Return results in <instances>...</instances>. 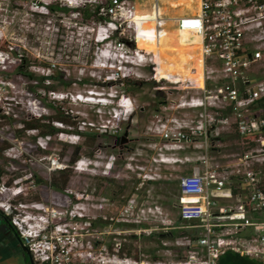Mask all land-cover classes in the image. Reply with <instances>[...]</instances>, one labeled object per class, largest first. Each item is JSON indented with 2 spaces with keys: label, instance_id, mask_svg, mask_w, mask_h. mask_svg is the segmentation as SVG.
<instances>
[{
  "label": "rangeland",
  "instance_id": "374dc122",
  "mask_svg": "<svg viewBox=\"0 0 264 264\" xmlns=\"http://www.w3.org/2000/svg\"><path fill=\"white\" fill-rule=\"evenodd\" d=\"M133 1L136 16L151 20V0ZM6 3L7 0L0 6V184L18 192L10 196V203L23 215L43 217L51 211L63 213L66 218L71 211L82 215L76 222L81 229L80 251H90L95 261L112 255L145 264L185 259L191 252L183 246L188 241L187 231L192 229L179 219L176 202L179 178L189 173L190 165L175 162L182 160L185 152H159L162 142L153 129L156 115L161 119H181L192 118L195 113L190 111L187 116L188 111L183 109L166 111L161 107L153 112L157 102L154 92L167 84L147 82L151 77L144 68L122 60L117 63L118 59L112 57L117 44L148 31L145 42L149 44L141 40L138 43L141 50L150 48L145 52L152 61L155 47L151 45L157 43L150 36L152 24L124 27L117 33L105 34L109 38L104 39L102 24L92 17L90 8L78 9V13L66 8L65 12L42 17L30 12L29 0H17L14 8H7ZM186 4L161 0L160 8L171 19L197 10L196 2L186 0ZM40 7L37 4L36 11ZM164 30L158 55L165 66L160 67V72L170 76L173 73L169 67L184 56H192L195 47H184L190 42L188 35H179L170 21ZM167 51L170 54L165 57ZM183 68L180 74L190 75L188 68ZM117 69L121 70L115 77ZM140 74L143 78H137ZM187 86V98L194 96L197 85L191 82ZM121 98L126 100L123 108L116 106ZM34 121L59 131L44 137L39 130L24 128L25 123ZM231 124L229 119L228 124L219 127L223 133L215 155L221 168L231 167L246 150L256 148L254 144H241ZM102 126H106V133L100 132ZM157 155H162L164 161L154 162ZM52 158L68 171L62 192L47 187L53 181L61 186L63 181L60 170H49ZM78 161L83 164L77 170ZM137 173L152 180L140 183ZM35 176L43 183L37 184ZM261 187L264 189V175ZM128 204L136 211H145L139 223H123ZM168 232L174 237L158 236ZM117 243L120 249L115 252ZM17 261L22 264V257Z\"/></svg>",
  "mask_w": 264,
  "mask_h": 264
},
{
  "label": "built area",
  "instance_id": "2783aa9c",
  "mask_svg": "<svg viewBox=\"0 0 264 264\" xmlns=\"http://www.w3.org/2000/svg\"><path fill=\"white\" fill-rule=\"evenodd\" d=\"M4 1H0V6ZM16 1L7 0L5 6L14 8ZM29 3L30 12H38L42 17L61 12L51 11L50 7L71 8L77 13L78 9L90 8L92 17L102 24L100 31L104 32V39L109 38L105 34L117 33L124 27H144L147 23L152 24V31L160 38L169 21L179 35L186 33L197 39L194 44L190 41L187 46L183 45L194 46L200 62V75L194 79L180 73L160 74L159 50H153L150 61L145 50L137 47L138 40L148 39V31L141 32L140 37L132 41L117 44L118 49L114 47L112 51L117 63L122 60L144 68L151 77L147 82L167 84L159 88L165 97L159 106L163 110L183 109L188 111L187 116L190 111L195 113L192 118L181 119L155 116L153 133L162 142L158 151L185 152L183 159L175 162L190 165L189 173L178 181L176 208L179 219L198 232L192 244L195 248L186 250L191 254L181 261L162 264H215L225 251L264 264V189L261 187L264 175V0H198L195 12H184L171 19L161 11V0H151V20L136 16L133 0H29ZM37 4L41 5L39 11H36ZM192 65L190 60L184 66L190 71ZM115 77L111 80L115 81ZM137 78L143 76L140 74ZM191 82L197 85L198 91L187 98V84ZM124 101L123 98L117 100L116 106L123 108ZM229 119L241 144H254L256 148L246 150L231 167L221 168L215 155L223 133L219 127L228 124ZM105 127L102 126L100 132L106 133ZM157 156L154 162L164 161L162 155ZM82 164L78 161L75 169ZM63 169L56 158L50 160V171ZM137 176L140 183L152 180L146 174L137 173ZM232 185L237 191L234 205L220 206L221 199L231 198ZM16 192L0 184V213L8 219L34 264H85L89 260L92 264H145L117 255L95 261L90 251H80L81 229L76 222L82 215L72 211L67 218L56 211L43 217L23 215L10 203V196H16ZM143 214V209L136 211L128 204L123 211V223L134 221L137 224ZM65 221L69 222L63 223ZM188 246L187 241L183 247ZM119 249L120 245L115 244V252Z\"/></svg>",
  "mask_w": 264,
  "mask_h": 264
},
{
  "label": "trees",
  "instance_id": "16d2710c",
  "mask_svg": "<svg viewBox=\"0 0 264 264\" xmlns=\"http://www.w3.org/2000/svg\"><path fill=\"white\" fill-rule=\"evenodd\" d=\"M49 9L51 11H62V12L67 11V9H64V8L58 9L57 7H50ZM86 16H89V15H86ZM19 72H22V67H19ZM262 104L264 105V101ZM37 123H38L37 121H34L32 123H25L24 128L26 130H39V135L44 136V137L52 136L59 131L58 129L51 127L50 125H39ZM44 128L47 130L46 132L42 131V129H44ZM59 173L63 176V181H62L61 186H59L56 181H53L51 183H47V187L50 188L51 190H54L57 192H62L63 187L65 186V184L68 180V171H66V168H64L63 170H60ZM34 181L37 184L43 183V181L36 176L34 177ZM232 188H233V185L231 186V193L232 194L237 193L236 191H233ZM197 235H198V232H196L195 230H193V229L190 231L188 230L187 231V237H188L187 240L189 242V246L183 247V249H185L187 251H191L192 249H194L195 246L192 244L195 243ZM158 236L160 238H169V239L174 237L173 233H171V232L163 233V234H160ZM215 264H262V263L257 261V260H254V259H250L246 256L240 255L238 253H234L232 251H225L222 255H220L216 259Z\"/></svg>",
  "mask_w": 264,
  "mask_h": 264
},
{
  "label": "flooded vegetation",
  "instance_id": "af4514ba",
  "mask_svg": "<svg viewBox=\"0 0 264 264\" xmlns=\"http://www.w3.org/2000/svg\"><path fill=\"white\" fill-rule=\"evenodd\" d=\"M115 98L116 97H113L112 99ZM153 98L157 100L153 112H157L158 107L164 101L165 97L164 94H162V92L159 89H156ZM120 141L123 142L122 137H120ZM0 237H2V240L4 241L3 246L7 247L8 249V251L7 250L0 251V256H2V258L3 257L6 258V256L13 255L11 258L16 259V264H19L17 261L19 257H22V264H34L30 255H27V253L23 251L24 246L22 245L14 229L10 226L8 219L1 213H0Z\"/></svg>",
  "mask_w": 264,
  "mask_h": 264
},
{
  "label": "bare ground",
  "instance_id": "6f19581e",
  "mask_svg": "<svg viewBox=\"0 0 264 264\" xmlns=\"http://www.w3.org/2000/svg\"><path fill=\"white\" fill-rule=\"evenodd\" d=\"M179 3H185V0H177ZM190 1H194V2H196L197 3V1L198 0H190ZM187 5V4H186ZM189 5V4H188ZM190 6V5H189ZM195 6V5H194ZM196 7V6H195ZM181 8V7H180ZM180 10V9H179ZM192 10V9H191ZM190 11V10H189ZM152 32H153V34H152ZM186 34V33H185ZM188 35V34H187ZM150 36H151V38H153V41L154 40H157V43L155 44V43H153V45H151L153 48L155 47V48H157V49H159L160 48V42H159V39L160 38H158L157 37V34L154 32V30L152 31V29H150ZM188 41H191V42H193V43H196L197 42V39L196 38H194L193 36H191V35H188ZM146 43V42H145ZM146 44H149V43H146ZM137 47H138V49L141 47L140 46V44L137 42ZM154 48V49H155ZM150 50V48L149 47H147L146 48V50L145 51H149ZM164 50H167V49H164ZM166 56L165 57H167L169 54H170V52H166ZM190 60H192V62H193V65H192V67H190V75H192V77H196V76H198V75H200V62H199V59L193 54L192 56H190V57H183L181 60H179V61H176V62H174L173 64V66H171V67H169V69L170 70H172V73L174 74V73H181L182 71H183V66L188 62V61H190ZM165 66V64H163V63H161L160 62V67H164ZM160 74L162 75V72H160ZM163 76V75H162ZM156 83V82H155ZM157 84V83H156ZM130 109V107H127V109Z\"/></svg>",
  "mask_w": 264,
  "mask_h": 264
},
{
  "label": "crops",
  "instance_id": "0c3cea01",
  "mask_svg": "<svg viewBox=\"0 0 264 264\" xmlns=\"http://www.w3.org/2000/svg\"><path fill=\"white\" fill-rule=\"evenodd\" d=\"M195 56L197 55L195 52L193 53ZM191 62H192V60H191ZM233 189V188H232ZM233 191H236L235 189H233ZM237 192V191H236ZM232 194V193H231ZM234 195H236V193H234V194H232L231 195V198L230 199H221L220 200V202H224V203H228V202H234L235 201V198H236V196H234ZM4 241L2 240V237H0V251H2V250H7L8 251V249H7V247H5V246H3V243ZM13 255H11V256H6V258L5 257H3L2 258V256H0V264H16V259H14V258H11ZM8 257H10V258H8Z\"/></svg>",
  "mask_w": 264,
  "mask_h": 264
},
{
  "label": "water",
  "instance_id": "95a60500",
  "mask_svg": "<svg viewBox=\"0 0 264 264\" xmlns=\"http://www.w3.org/2000/svg\"><path fill=\"white\" fill-rule=\"evenodd\" d=\"M128 46L131 47L132 45L128 44ZM23 251H25V253H27V255H29V253H28V251H27V249L25 247H23Z\"/></svg>",
  "mask_w": 264,
  "mask_h": 264
}]
</instances>
